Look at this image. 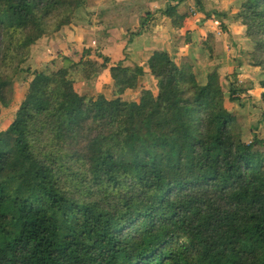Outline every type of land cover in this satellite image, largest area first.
Instances as JSON below:
<instances>
[{
  "label": "trees",
  "instance_id": "obj_1",
  "mask_svg": "<svg viewBox=\"0 0 264 264\" xmlns=\"http://www.w3.org/2000/svg\"><path fill=\"white\" fill-rule=\"evenodd\" d=\"M185 1L162 13L180 38L194 18ZM87 2L0 0V114L33 47ZM235 21L264 71V0H242ZM109 62L87 48L35 72L0 132V264H264V135L245 142L228 106L246 90L232 84L227 99L217 72L201 82L164 49L147 65ZM107 70L100 95L81 92Z\"/></svg>",
  "mask_w": 264,
  "mask_h": 264
},
{
  "label": "rangeland",
  "instance_id": "obj_2",
  "mask_svg": "<svg viewBox=\"0 0 264 264\" xmlns=\"http://www.w3.org/2000/svg\"><path fill=\"white\" fill-rule=\"evenodd\" d=\"M191 1V3H193L192 7L195 8V0ZM218 1L222 3L221 9H225L227 0ZM185 2L187 4L184 6L190 8L187 11L191 13L192 7L189 6L190 0H186ZM241 4L242 0H235L232 2L229 11L225 9L227 13L225 17L222 16L221 22L219 21L217 23L218 30L220 25L224 23V32L230 28V26L234 28L232 32L226 31L227 33H225V36L222 33V36H224L223 43H221L216 34H211L212 31H217L216 29L213 30L210 26H208V28H205L204 26L200 27L199 21H205V19L198 14L195 15L197 12V9L195 8L196 12H193L194 18L191 17L189 19L192 29L185 38H180L179 32H177L172 26L175 30V32H173L175 35V41L173 46L169 45V49H171L172 46L170 54L178 63L182 64L188 61L194 65L198 79L201 82H206L207 76L210 73L217 72L222 77L223 86L227 90V99H229V91L232 84H234L237 89L243 88L246 90V92L241 93L242 100H236L234 104L229 103L228 106L233 115L237 117L238 122L242 127L243 140L247 143H251L257 133L264 135V105L260 103L261 89L259 87V83L264 81V71L251 65L249 53L253 49V43L250 39L241 35L242 29L244 28L235 21V17L240 10ZM83 11L84 10L81 8L77 12L78 17L76 16L74 20V22L77 21V24H75L76 26H79L83 22H85V24H91L90 21L92 19H89L88 21L87 19H84ZM181 12L184 13V11ZM221 12L224 13V11ZM146 16L148 17V15ZM146 16H140L139 18H145ZM213 16L214 15H211V18ZM164 19H166V17ZM224 19L226 22H223ZM127 20H129V18ZM167 20L169 19L167 18ZM138 21L139 19L137 22ZM210 21L212 22L213 20L210 19ZM150 22H153L152 19ZM154 24L155 22L152 25ZM72 25L73 24L65 27L60 34L44 37L33 47L32 58L26 65V70L28 69V71L23 72L16 78L14 84L15 94L11 105L8 108H2L0 114V132L5 130L13 122L15 114L24 100L35 72L52 74L62 66L64 56H72L74 59L79 60L83 50L91 48L87 47L88 45H94L91 49L96 53L107 57L108 54H105V48L108 41L113 39L112 36L114 34L107 33L106 31H99L95 37L94 33L86 34L85 37L87 41H81L77 38V32H75L76 26H74L73 30H68ZM100 25V23L94 24V26H97L99 29L101 28ZM130 30H132V28L128 29V32L124 34V37H129L134 34L129 33ZM89 39L97 40V42H89ZM189 45L194 51L191 52L190 57L187 53V47H189ZM122 56L128 57L127 53L123 55L121 54V56L115 58L114 64L124 61L125 59L121 61L117 60V58H122ZM146 60H148V57L147 59L141 60L135 58L136 62L132 61V64L141 61L144 63ZM107 72L109 73L107 70L102 74L93 77L94 79L91 78L92 83L90 79L81 81L79 84L81 92L88 93L94 97L100 95L108 87L109 77ZM144 82L148 87H155L156 84L149 74L144 77ZM142 91V89L139 90L137 92L138 94L133 97L125 96L124 99L128 102L136 101L142 94Z\"/></svg>",
  "mask_w": 264,
  "mask_h": 264
},
{
  "label": "crops",
  "instance_id": "obj_3",
  "mask_svg": "<svg viewBox=\"0 0 264 264\" xmlns=\"http://www.w3.org/2000/svg\"><path fill=\"white\" fill-rule=\"evenodd\" d=\"M180 1L181 0H88L82 10H84V19H87V21L92 19L90 21L91 24L86 23V25L85 22H83L79 26H76L75 24H77V21H75L72 27L68 30L71 31L74 26H76L75 32H77V38L81 41H87L85 37L86 34L94 33L95 37L99 31H106L107 33L114 34L112 36L113 39L108 41L106 45L105 54L108 55L107 57L104 55V57L110 61V64H114L117 56L119 57L121 54L123 55L127 53L128 57L122 56V58H117V60L121 61L125 59L128 64H132V61H135V58L139 60L147 59L149 53L157 49H164L171 52L175 41V35L173 34L175 30L173 29L171 22L167 20V18L164 19L165 17L162 13L168 7L178 5ZM234 1L235 0H227L225 9L229 11V8H231L232 2ZM191 2L192 1L190 0V7L193 6V3ZM202 3L204 5L205 15H198L202 16L205 21L200 23V27L204 26L205 28H208V26H210L211 29H216L217 31L213 32L216 34L218 33L217 36L221 43H223V37L225 36V33H227L226 31L232 32L234 28L230 26L225 32H221L217 28V23L222 20L221 17H225L227 14L225 9H221L222 3L218 0H202ZM185 4L187 3L183 2L180 6L183 7ZM185 8L186 11L190 9L188 7ZM221 11H224V13ZM146 15H148V23L143 26L139 21L137 22V20L140 16L144 17ZM211 15L214 16L207 19V17H210ZM76 16L78 17V13ZM128 18L129 20H127ZM151 19L153 22H150ZM210 19L213 21L211 22ZM154 22L155 24L152 25ZM223 22H226L225 19ZM96 23L101 24L100 29L97 26H94ZM129 28H132L129 33L134 34L129 37H124V34L128 32ZM222 33L224 36H222ZM241 35L244 37L243 29ZM88 41L97 42V40L94 39H89ZM169 45H172L171 49H169ZM93 46L94 45H88L87 47L92 48ZM191 52L194 51L189 45V47H187L189 57L191 56ZM144 63L147 65V60ZM145 73L146 75L149 74L148 67L145 68ZM108 77L110 83L109 73ZM90 81L92 83V79H90Z\"/></svg>",
  "mask_w": 264,
  "mask_h": 264
},
{
  "label": "built area",
  "instance_id": "obj_4",
  "mask_svg": "<svg viewBox=\"0 0 264 264\" xmlns=\"http://www.w3.org/2000/svg\"><path fill=\"white\" fill-rule=\"evenodd\" d=\"M194 11H195V8H192V12H194ZM195 12H196V11H195ZM197 14H198V13L196 12L195 15H197Z\"/></svg>",
  "mask_w": 264,
  "mask_h": 264
}]
</instances>
